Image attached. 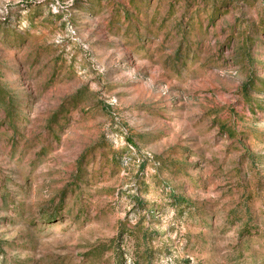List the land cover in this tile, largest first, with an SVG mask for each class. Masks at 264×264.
Instances as JSON below:
<instances>
[{
	"label": "rangeland",
	"instance_id": "rangeland-1",
	"mask_svg": "<svg viewBox=\"0 0 264 264\" xmlns=\"http://www.w3.org/2000/svg\"><path fill=\"white\" fill-rule=\"evenodd\" d=\"M0 264H264V0H0Z\"/></svg>",
	"mask_w": 264,
	"mask_h": 264
}]
</instances>
